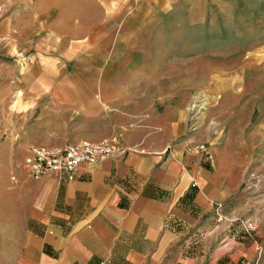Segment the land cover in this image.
<instances>
[{
    "label": "crops",
    "instance_id": "obj_1",
    "mask_svg": "<svg viewBox=\"0 0 264 264\" xmlns=\"http://www.w3.org/2000/svg\"><path fill=\"white\" fill-rule=\"evenodd\" d=\"M252 7L246 0H0V38L37 42L19 71L21 114L38 122L27 144L117 149L71 176L20 184L27 219L17 264H264V214L250 216L259 223L254 239H238L227 221L245 198L239 183L247 163L236 145H216L213 161L186 147L192 90L210 83L188 59L248 41L241 37L253 35L228 31L223 19L247 24ZM224 8L231 12L224 16ZM220 212L227 220H218Z\"/></svg>",
    "mask_w": 264,
    "mask_h": 264
},
{
    "label": "rangeland",
    "instance_id": "obj_2",
    "mask_svg": "<svg viewBox=\"0 0 264 264\" xmlns=\"http://www.w3.org/2000/svg\"><path fill=\"white\" fill-rule=\"evenodd\" d=\"M246 1L253 3L247 10V24L239 19L237 24L229 25L224 14H229L231 9L224 8L223 27L228 31L236 27L239 34L253 35L239 36L253 44L239 41L238 46L232 47L222 42L220 48L206 49L207 54L216 53V56L206 55L194 62L195 58H189V67L199 68L207 84L210 83L206 89L192 90L186 108L187 151L202 153L205 159L213 161L215 146L231 139L236 145L232 146L235 155L247 163L239 183V192L245 196L240 202V215L227 220L223 213H218L219 221L227 220L238 227L235 233L238 239L256 238L259 223L250 216L258 218L264 214V0ZM238 13L243 18L242 10ZM36 44V38L30 36H13L9 41L0 38V264H17L23 223L27 219L25 193L20 184L26 182L28 175L22 162L27 148L34 147L27 143L36 139L38 122L22 116L18 85L21 65L28 62ZM169 44L173 49L184 46H178L177 42ZM192 49L190 46V54L198 52L197 48ZM180 64L174 63V69ZM218 102L222 104L216 105ZM251 140L255 142L252 147L248 146ZM249 224L253 229L244 227Z\"/></svg>",
    "mask_w": 264,
    "mask_h": 264
},
{
    "label": "built area",
    "instance_id": "obj_3",
    "mask_svg": "<svg viewBox=\"0 0 264 264\" xmlns=\"http://www.w3.org/2000/svg\"><path fill=\"white\" fill-rule=\"evenodd\" d=\"M116 150L114 143L88 142L66 145L58 150L31 147L23 158L22 166L33 181H40L54 174L71 176L81 164H95L114 155ZM196 186L193 183V187ZM221 207L222 205L218 206V209ZM244 227L253 229L252 224Z\"/></svg>",
    "mask_w": 264,
    "mask_h": 264
}]
</instances>
